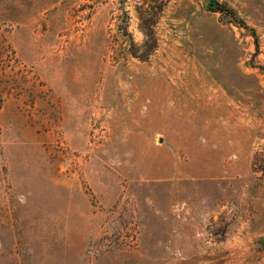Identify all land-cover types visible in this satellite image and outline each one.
I'll use <instances>...</instances> for the list:
<instances>
[{
  "label": "rangeland",
  "instance_id": "1",
  "mask_svg": "<svg viewBox=\"0 0 264 264\" xmlns=\"http://www.w3.org/2000/svg\"><path fill=\"white\" fill-rule=\"evenodd\" d=\"M263 238L264 0H0V264H249Z\"/></svg>",
  "mask_w": 264,
  "mask_h": 264
},
{
  "label": "bare ground",
  "instance_id": "2",
  "mask_svg": "<svg viewBox=\"0 0 264 264\" xmlns=\"http://www.w3.org/2000/svg\"><path fill=\"white\" fill-rule=\"evenodd\" d=\"M185 57V56H184ZM169 61V60H168ZM178 61V60H177ZM176 63V62H175ZM172 64V63H171ZM175 65L172 64V68H171V71L174 75H176V78H178V75L176 74V69H175ZM182 67V66H181ZM170 68V67H169ZM180 80V79H179ZM182 81V80H180ZM182 89L185 91L186 94H189V93H194L195 91L196 92H199L201 89L199 87H197V85H194L193 83L192 84H188V85H185L182 83ZM176 90V89H175ZM176 93V92H175ZM203 93L206 94L208 92L204 91V92H201L199 95H198V98L201 99L202 96H203ZM214 93V92H213ZM209 94V93H208ZM184 100H186L187 98L186 97H183Z\"/></svg>",
  "mask_w": 264,
  "mask_h": 264
},
{
  "label": "flooded vegetation",
  "instance_id": "3",
  "mask_svg": "<svg viewBox=\"0 0 264 264\" xmlns=\"http://www.w3.org/2000/svg\"><path fill=\"white\" fill-rule=\"evenodd\" d=\"M257 245H258L259 249H261L262 253L261 252L258 253L257 258H255L253 256L251 259H249V262H250L249 264H254L256 262H261L262 261V258L264 256V238Z\"/></svg>",
  "mask_w": 264,
  "mask_h": 264
},
{
  "label": "trees",
  "instance_id": "4",
  "mask_svg": "<svg viewBox=\"0 0 264 264\" xmlns=\"http://www.w3.org/2000/svg\"><path fill=\"white\" fill-rule=\"evenodd\" d=\"M218 9H219L220 11L230 13V14H232L234 17H236L235 14H234V12H232V11H230V10H227V8H225V7H223V6H219Z\"/></svg>",
  "mask_w": 264,
  "mask_h": 264
},
{
  "label": "water",
  "instance_id": "5",
  "mask_svg": "<svg viewBox=\"0 0 264 264\" xmlns=\"http://www.w3.org/2000/svg\"><path fill=\"white\" fill-rule=\"evenodd\" d=\"M206 1H208V0H206Z\"/></svg>",
  "mask_w": 264,
  "mask_h": 264
}]
</instances>
